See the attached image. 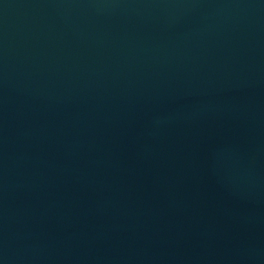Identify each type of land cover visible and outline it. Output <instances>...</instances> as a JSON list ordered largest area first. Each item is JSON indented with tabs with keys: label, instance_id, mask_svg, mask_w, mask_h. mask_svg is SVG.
I'll list each match as a JSON object with an SVG mask.
<instances>
[{
	"label": "water",
	"instance_id": "obj_1",
	"mask_svg": "<svg viewBox=\"0 0 264 264\" xmlns=\"http://www.w3.org/2000/svg\"><path fill=\"white\" fill-rule=\"evenodd\" d=\"M0 264H264V0H0Z\"/></svg>",
	"mask_w": 264,
	"mask_h": 264
}]
</instances>
